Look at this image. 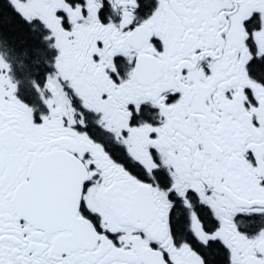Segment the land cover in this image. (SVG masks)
Masks as SVG:
<instances>
[{
  "label": "snow or ice",
  "instance_id": "obj_1",
  "mask_svg": "<svg viewBox=\"0 0 264 264\" xmlns=\"http://www.w3.org/2000/svg\"><path fill=\"white\" fill-rule=\"evenodd\" d=\"M0 264H264V0H0Z\"/></svg>",
  "mask_w": 264,
  "mask_h": 264
}]
</instances>
